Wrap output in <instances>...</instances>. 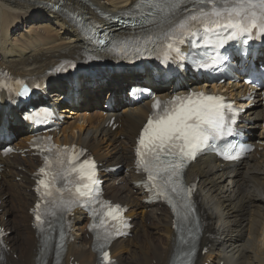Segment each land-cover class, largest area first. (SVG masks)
<instances>
[{
    "label": "bare ground",
    "instance_id": "bare-ground-1",
    "mask_svg": "<svg viewBox=\"0 0 264 264\" xmlns=\"http://www.w3.org/2000/svg\"><path fill=\"white\" fill-rule=\"evenodd\" d=\"M51 1L0 0V68L13 75H42L61 58L74 57L80 50L82 43L78 33L60 21L48 6L41 4ZM81 1L95 10L116 12L135 0ZM72 2L85 7L80 1ZM89 13L93 15L91 11ZM149 74V71L114 73L89 85L80 83L70 87L78 100L73 105L62 106L65 123L56 136L59 142L87 147L106 165L122 163L125 168L119 178L105 176L107 183L103 186L110 197L130 205L129 215L135 216L132 236L111 246L118 264H170L175 249V231L168 209L142 203L146 193L131 183L137 178L132 168L131 146L149 110V102L126 105L120 95L132 79L150 82L152 75ZM192 83L196 89L202 87L196 79ZM172 84L161 81L154 90L167 96ZM185 87L186 82L180 81L177 93H182ZM225 88L239 96V92L247 87L234 82ZM66 89L65 82L51 81L47 90L49 99H58ZM111 93H114L116 105L105 111L103 103ZM253 96L256 106L244 116V123L249 128L260 126L256 134L257 150L235 166L220 165L204 156L188 168V180L196 181L199 207L207 222L203 245H208L204 252L197 253L195 264H264V88L254 90ZM15 115L16 109H10L4 117L5 125L16 135L13 145L25 150L30 135L27 126L15 123ZM111 116L118 123L115 129L109 124ZM0 164V224L6 230L14 229L17 234L8 237L10 250L6 254V263L39 264L41 246L29 224L27 210L33 200L29 173L38 165L37 158L14 154L0 157ZM15 176H20L22 183L13 181ZM12 189L14 196L10 201L3 200V195L9 190L11 193ZM8 204L15 209L10 218L6 216ZM74 220L77 231L62 264H92L95 255L91 240L84 233V217L77 215Z\"/></svg>",
    "mask_w": 264,
    "mask_h": 264
},
{
    "label": "snow or ice",
    "instance_id": "snow-or-ice-1",
    "mask_svg": "<svg viewBox=\"0 0 264 264\" xmlns=\"http://www.w3.org/2000/svg\"><path fill=\"white\" fill-rule=\"evenodd\" d=\"M182 3L183 0H172L166 6L167 10L170 13L174 12ZM201 3L207 7L193 10L192 14L172 26L168 34L169 39H172L177 32L182 35H195V32L190 31L194 24H200L205 32L223 29L224 34L219 39L221 47L245 33L251 38L253 28L264 34V0H223V6H219L220 0H201ZM136 7L139 8L141 5L137 4ZM249 20L251 23L248 22ZM180 43H183V40H180ZM167 48L172 50L173 43H168ZM195 95L201 98L197 100L191 99V96L174 98L179 103L171 109H165L158 117H150L139 137L140 146L137 148V154L142 158L141 162L145 170L149 172V180H156L158 175L167 176L166 183L174 185L173 192L177 191L175 185L178 184V179L174 180L173 177L179 176L185 162L194 159L198 152L205 149L209 142L223 131L226 123L223 110L227 105L220 103V98ZM149 153L151 159L144 160L143 157ZM69 163L74 165L69 174L79 173L81 179L87 180L82 186L83 190L77 187V193L80 197H91L93 187L97 184L94 162L84 160L79 163L77 158ZM40 171L43 173L44 169L41 168ZM38 183L47 187L43 180ZM190 191L191 189L188 190L189 194ZM105 205L108 207L106 216L113 220H122L119 216L121 210L119 205H111L108 202H105ZM35 219L39 222L40 215L37 214ZM103 257L107 261L108 252H104Z\"/></svg>",
    "mask_w": 264,
    "mask_h": 264
},
{
    "label": "rangeland",
    "instance_id": "rangeland-1",
    "mask_svg": "<svg viewBox=\"0 0 264 264\" xmlns=\"http://www.w3.org/2000/svg\"><path fill=\"white\" fill-rule=\"evenodd\" d=\"M18 180V181H17ZM15 181L16 182H18V183H22V180H20V178H15ZM13 193H14V191L12 190L11 191V193L10 194H8L7 193V199H6V197H5V199L7 200V201H10V199H11V197H13L14 195H13ZM10 204H11V202H10ZM10 204H8V207H9V211H10V213L8 212V214H7V216L10 218V217H12L13 215H14V211H15V209L14 210H12L11 208V206H10ZM14 230V229H13ZM11 231V235L12 236H14V234H16V232H14V231Z\"/></svg>",
    "mask_w": 264,
    "mask_h": 264
}]
</instances>
